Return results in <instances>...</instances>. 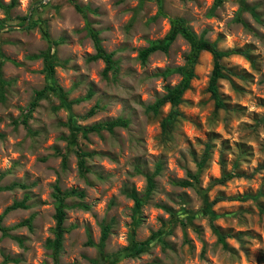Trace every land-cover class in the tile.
I'll return each mask as SVG.
<instances>
[{"label": "rangeland", "instance_id": "1", "mask_svg": "<svg viewBox=\"0 0 264 264\" xmlns=\"http://www.w3.org/2000/svg\"><path fill=\"white\" fill-rule=\"evenodd\" d=\"M171 16L236 50L221 60V107L207 90L212 55L201 51L179 104L150 108L191 67L180 35L138 58ZM88 27L114 53L106 76ZM167 67L181 72L164 77ZM0 79V214L26 205L3 215L12 228L0 230V264H55L46 243L56 185L84 191L64 200L58 264H264V0H16L0 7ZM118 117L128 125L87 130ZM30 215V227L20 224Z\"/></svg>", "mask_w": 264, "mask_h": 264}, {"label": "trees", "instance_id": "2", "mask_svg": "<svg viewBox=\"0 0 264 264\" xmlns=\"http://www.w3.org/2000/svg\"><path fill=\"white\" fill-rule=\"evenodd\" d=\"M16 0H10V3L8 5H4L0 1V7L1 8H9L12 7L14 2ZM159 1V0H157ZM221 2V0H218ZM158 14H163L161 11H158ZM169 24L170 28L166 35L162 39H156V40H149L148 44L139 50L138 52V58L141 61V63H145L148 56L155 52V51H162L166 52L169 48V46L172 44V42L176 39L178 35L183 37L189 44V51L186 55V58L191 63V67L185 72L182 73V78L180 81L172 86H166L165 87V93L157 98L154 103L150 106L151 109L156 111L160 106H162L165 103H169L171 107H175L177 104H179L180 99L184 91L188 88L189 82L193 76V64L196 62V59L201 51H207L212 55L213 59V67L211 70L207 90L211 94V97L215 101V105L217 107L222 106L221 96L219 94L218 90V81L219 79L223 78L225 76L224 73V66L221 62L222 58L227 57L233 53L236 52V50H221L217 48L216 44L214 42H210L209 40L205 39L203 35H197L191 27L186 23L185 19L178 16H171L169 17ZM41 32L43 33L46 40L49 42V48H52L53 41L49 38L48 31L45 28V26H41ZM89 36L91 37L95 49V53L91 56L92 59H102L104 62V69H103V75L106 76L108 71H111L114 69L115 60H113V52H107L103 46L101 45V40L98 36V32L92 29L91 27H88ZM49 52L46 50L44 52V59L47 60L49 58ZM49 75L51 76L53 74V66L52 64H49L46 66ZM181 72L180 68H171L167 67L165 68L161 74L164 77H167L174 72ZM5 84V81L3 79H0V88H2ZM95 111L94 108H92L89 111V114H93ZM129 123V119L118 117L116 119H113L111 121H107L104 123H98L92 127H89L87 130H96L101 128H106L107 130L111 131L115 126H127ZM164 125V123H163ZM208 146L204 149V152L202 153V156L198 162V169L202 168L203 164L206 162L209 149ZM76 156L78 159V167L80 168V172L83 174L87 168L85 165V156L81 151L76 152ZM234 176V173H228L226 174L221 181L227 180ZM152 176H149L147 178V191L150 192L153 188V180ZM188 181L185 182H178L180 185H187ZM189 183V182H188ZM190 184V183H189ZM83 190H77V189H70L67 191H62L57 185L54 187L53 197L55 199L54 204V219H55V225L52 228L53 232V238L48 239L46 246L50 249V254L54 260L55 264H58V253L60 251V248L62 246V239L63 234L67 231V228L63 225L66 215V204L64 202L65 198H67L70 195H77L82 197L83 196ZM27 197V195H25ZM134 198L135 206L139 208L141 205L140 201L134 196L131 195ZM240 199H243L244 197H239ZM24 200L21 201H15L11 205L7 206L3 213L0 214V230L3 234H6L7 231L12 227H4L1 225V221L3 218V215L9 212L10 210L16 209V208H22L25 207ZM83 207H86V205L82 204ZM33 215H30L25 221L20 222V224H26L28 227L31 226V220ZM213 228L218 233V240L224 243V235L220 232H218V229L213 225ZM109 227L106 225L102 229L101 237L99 246H104V241L108 237ZM159 234L153 233L149 239L146 240L147 244H150L151 242H155L157 240ZM141 244H137V248L134 250V252H141L144 250L143 246H140Z\"/></svg>", "mask_w": 264, "mask_h": 264}]
</instances>
